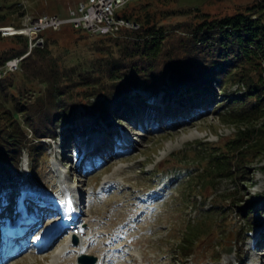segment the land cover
I'll list each match as a JSON object with an SVG mask.
<instances>
[{"label":"rangeland","instance_id":"obj_1","mask_svg":"<svg viewBox=\"0 0 264 264\" xmlns=\"http://www.w3.org/2000/svg\"><path fill=\"white\" fill-rule=\"evenodd\" d=\"M76 1L0 0V7L19 2L30 13L65 16ZM252 2L177 0L176 4L181 8L202 7L222 15ZM21 19L15 14L10 21L20 25L17 22ZM53 33L49 56L40 57L36 65H46V58L50 57L62 70L91 69L96 67L93 60L107 52V43L114 39L107 41L103 38L106 36L90 35L69 26ZM11 38L3 39L0 48L13 46ZM98 45L104 49L98 50ZM14 83L20 90L32 87L43 92L37 80L26 77L20 69L15 72ZM232 89L238 91L236 85ZM135 94L151 98L154 116L136 104L134 109L126 108L130 117L119 114V121L113 118L111 124L103 118L100 129L84 135L78 129L86 121L88 107L81 104L74 112L82 117L77 123L62 124L57 128L59 137L45 139L47 155L39 160L35 170L24 152L21 183L9 181L0 189V233L26 216L28 220L33 216L37 219L26 242H33L53 224L57 231L49 237L52 243L48 250L46 245L37 250L32 247L34 243L24 242L19 253L7 256L5 261L1 257L12 249L0 244V262L35 264L33 259L37 258L47 263L52 258V248L57 251L67 241L74 243L68 235L79 233L78 228L68 232L69 227L57 229L60 217L54 213L59 211L55 203L63 198L60 185L66 178L83 199L82 211L77 215L80 225L90 231L95 242H102L111 250L108 256L122 255L118 263L108 264H264V213H254L249 219L240 214L254 201L264 208V169L260 168L264 166V155L255 157L252 153L250 164L232 177L218 178L210 174L209 150L201 152L206 146L210 151L224 150L227 140L235 137L238 130L259 128L264 116L234 123L222 114L223 109L216 111V102L207 97L183 104L165 96L161 89L157 93L135 89L132 95ZM71 129H75L72 137L65 139L63 132ZM189 134L194 136L185 139ZM55 160L67 171L64 179L58 176ZM186 237L193 242L186 249L188 254L183 255L180 247L187 244ZM90 251L92 254L88 255L98 253L91 248ZM74 256L72 253L69 257Z\"/></svg>","mask_w":264,"mask_h":264},{"label":"trees","instance_id":"obj_2","mask_svg":"<svg viewBox=\"0 0 264 264\" xmlns=\"http://www.w3.org/2000/svg\"><path fill=\"white\" fill-rule=\"evenodd\" d=\"M176 2L133 0L119 9L118 16L139 26L104 35L107 41L114 39L107 43V52L93 60L96 67L91 69L62 70L50 57L46 65H36L40 57L49 56L53 32L69 26L90 34L70 25L42 32L44 46L34 47L16 71L37 80L43 92L32 87L20 90L14 83L16 71L0 79V189L9 181L21 183L24 152L35 170L47 155L45 139L59 137V126L82 118L74 113L78 105L88 107L86 123L78 129L84 135L100 129L103 118L111 124L119 114L130 117L126 108L134 109L136 104L152 116L151 98L132 95L135 89L150 93L161 89L165 96H176L183 104L207 97L216 102V111L223 109L222 114L234 123L264 116V0H253L232 14L222 15L202 7L181 8ZM22 5L17 2L0 7V25L14 23L10 19L15 14L23 16L27 9ZM10 37L14 45L0 48V64L28 49L26 36ZM5 38L0 34V42ZM96 48L104 49L100 45ZM235 85L237 92L232 89ZM99 96L103 98L95 101ZM74 130L63 132L64 138L72 137ZM204 150H209L210 174L232 177L252 162V153L255 157L264 155V123L259 128L238 130L224 150L210 151L207 146L201 148ZM254 213H264L256 201L240 210L248 219ZM184 242L187 244L180 248L187 255L193 241L186 237Z\"/></svg>","mask_w":264,"mask_h":264},{"label":"built area","instance_id":"obj_3","mask_svg":"<svg viewBox=\"0 0 264 264\" xmlns=\"http://www.w3.org/2000/svg\"><path fill=\"white\" fill-rule=\"evenodd\" d=\"M129 1L131 0H79L69 9L68 15L65 17L54 13H26L23 17V28L15 29L12 26H5L0 27V32L2 35L14 32H22L27 35L29 51L33 47L44 46V38L40 35L43 30H58L68 23L76 28H84L93 34H115L122 27L137 28L139 26L137 23L123 17L110 16V8H117L118 10ZM32 32L38 34L35 39L31 37ZM22 58L16 57L14 60H7L5 64L0 65V78L5 76L8 71L17 69Z\"/></svg>","mask_w":264,"mask_h":264},{"label":"bare ground","instance_id":"obj_4","mask_svg":"<svg viewBox=\"0 0 264 264\" xmlns=\"http://www.w3.org/2000/svg\"><path fill=\"white\" fill-rule=\"evenodd\" d=\"M116 12H117V8H110V16H117ZM20 57H23V55ZM9 60H14V58L9 59ZM193 136H194L193 134H189V135H185L184 138L188 139V138H191ZM54 162H56V160ZM56 168L59 171L58 176L61 177L63 175V173H66V171L62 170V164H59L56 162ZM61 171H63V172H61ZM65 179L63 180V182L65 185H68L69 183ZM71 190L74 191L75 190L74 187L71 188ZM0 214L3 215V212H1ZM28 218L29 217L26 216L25 217L26 220L24 219V221L17 222L14 226L12 225V226H9L7 229H4L3 237L0 238V241L3 243V246H1V247H7V248L12 249L11 252L9 250L8 254L5 253L6 254L5 258L9 255L11 256L12 254L18 253L21 249L20 247H23L24 242L26 243V240H25L26 235L30 232V229L32 228V226L35 225L36 220H37V219H33V218H36L35 216H33V218H31L29 220H28ZM76 228H78V232H79L76 243H72L70 241H67L57 251H55V249L53 250V248H52L51 250L53 251V255H52V258L50 259V261H47V263H41V261L35 257L36 259H33L35 264H82L81 262L78 261L77 256L82 255V254L91 253L92 250L90 251V248L93 249L94 252L95 251L98 252V253L96 252L97 254H95L97 257L96 264H108L111 262L118 263V261H120V258L122 256L121 254L116 255L117 257L116 256L113 257L114 254H112V256H108L107 254L111 250L106 249V247L104 246V243L95 242L92 239L93 235L89 236L90 231H86V228L83 227L82 225H80V223H79V225L76 226ZM55 231H57L56 226L53 224L51 226L50 230L45 231L42 234L38 235L35 239H38V240L41 239L40 243H38L39 244L38 246L33 247V249L37 248V250H39L41 246L46 245V248L48 250L50 247L49 245H51V243H52V240L49 237L53 236V233H55ZM34 234H35V232H34ZM73 234L75 235V233H73ZM28 241H30V240H28ZM30 248H32V247H30ZM104 249H106V250H104ZM72 253H74L75 256L72 257V259H71V257H69V256H71ZM0 257H1V255H0ZM5 258L3 257L2 260H4ZM45 258L46 257H44V259ZM67 259H69V260H67ZM64 261H65V263H63ZM1 263L3 264V262H0V264Z\"/></svg>","mask_w":264,"mask_h":264},{"label":"water","instance_id":"obj_5","mask_svg":"<svg viewBox=\"0 0 264 264\" xmlns=\"http://www.w3.org/2000/svg\"><path fill=\"white\" fill-rule=\"evenodd\" d=\"M37 33L32 32L31 37L34 39L36 38ZM74 242H77V239H74ZM228 253L231 252V249L227 251ZM78 261L81 262L82 264H95L97 261V257L95 255H88V254H82L79 258Z\"/></svg>","mask_w":264,"mask_h":264}]
</instances>
